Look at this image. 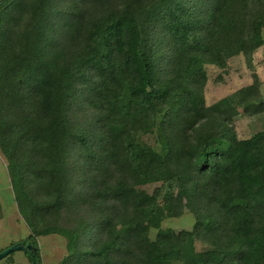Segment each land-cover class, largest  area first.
<instances>
[{"label":"trees","instance_id":"trees-1","mask_svg":"<svg viewBox=\"0 0 264 264\" xmlns=\"http://www.w3.org/2000/svg\"><path fill=\"white\" fill-rule=\"evenodd\" d=\"M263 31L264 0H0V152L30 262L58 234L56 264H264V129L233 125L264 112L259 77L204 92Z\"/></svg>","mask_w":264,"mask_h":264},{"label":"rangeland","instance_id":"rangeland-1","mask_svg":"<svg viewBox=\"0 0 264 264\" xmlns=\"http://www.w3.org/2000/svg\"><path fill=\"white\" fill-rule=\"evenodd\" d=\"M263 38H264V31H263ZM251 63L252 65L251 67H249L242 55H236L230 59L227 72H222L217 68L209 67L207 70L208 80L204 87L206 102L210 103L219 97L228 96L238 88L248 84L252 80V76H251L252 72H256V74L259 77V82H260L259 89L264 98V44L253 51ZM233 125L235 127L238 137L240 138L248 137L257 131L264 129V112L258 114H252V115L240 113L233 118ZM0 158H1L0 159L1 164L2 166H4L6 164V160L1 152H0ZM2 166H0V189L3 192L5 191V189H3L4 188L3 186L8 184L6 183L7 180L11 186V190H13L9 179L8 171L6 168H3ZM158 184L159 183H152V184H147L143 187L145 188V190L150 192ZM7 188L8 187H6V191H8ZM9 191H10V187H9ZM9 202H10V197L4 198L3 206H0V211L9 212L10 211ZM15 205H16V201H15ZM193 223H194L193 215L191 213L186 212L178 217L165 218L161 222V228L176 229V230L181 228L188 229L193 225ZM7 227H8L7 222L6 223L0 222V235L2 233L3 234L7 233V235H11L16 233L15 230H18L17 226L14 228L12 227L8 228V230H6ZM155 233H156V229H150L149 236L153 238L155 236ZM48 238L49 241L46 242V245L51 243L50 241L52 240L51 238H60V242H59L60 251L54 253H52L50 248L48 247H46L45 249L44 247L45 241L41 244L44 247L43 257L45 264H55V262H57V259L61 258L63 255L66 254L65 238L58 234H54V235L49 234V237H47V239ZM54 246L56 247V245ZM199 247L200 244L197 242L196 248L198 249ZM41 257H42V253H40V258Z\"/></svg>","mask_w":264,"mask_h":264},{"label":"crops","instance_id":"crops-1","mask_svg":"<svg viewBox=\"0 0 264 264\" xmlns=\"http://www.w3.org/2000/svg\"><path fill=\"white\" fill-rule=\"evenodd\" d=\"M0 166H2L1 161H0ZM2 167L7 169L6 164ZM6 183H8V184L3 186L4 187L3 189H5V191L3 192L0 189V206H3V199L4 198L10 197V202H9L10 211L9 212L0 211V222H4V223L7 222L8 227L6 230H8V228H11V227L14 228L16 226H17L18 230H15L16 233L11 234V235H7V233H4V234L2 233L0 235V251L3 250L4 248H6L7 246H10L11 244H13L15 242L22 241V239L26 238L30 234V230H29L27 224L20 217V213L18 211V208L15 205L14 192H13V190H11V186L7 180H6ZM6 187H8L7 188L8 191H6ZM9 187H10V191H9ZM50 235H54V234H50ZM47 237H49V234L39 236L36 238L37 246L39 248L40 253H42V257L40 258L41 264H45L44 257H43L44 247H45V249H46V247L50 248L52 253L60 251V246H59L60 238H51L52 239V240H50L51 243L46 245V242L49 241V238L47 239ZM44 241H45V243H44L45 246L43 247V245H41V244ZM54 245H56V247ZM59 259H57V262ZM57 262H55V264ZM0 264H32V263L30 262L25 251L16 250V251L8 254L7 256L3 257L2 259H0Z\"/></svg>","mask_w":264,"mask_h":264},{"label":"water","instance_id":"water-1","mask_svg":"<svg viewBox=\"0 0 264 264\" xmlns=\"http://www.w3.org/2000/svg\"><path fill=\"white\" fill-rule=\"evenodd\" d=\"M16 250H22V251L28 252V254L30 255L31 258H34L35 254H36V248L32 243L18 241V242L11 244L10 246H7L3 250H1L0 251V259H2L6 255H8V254H10ZM34 264H41V263H40V261L34 260Z\"/></svg>","mask_w":264,"mask_h":264}]
</instances>
